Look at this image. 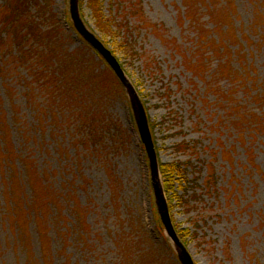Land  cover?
<instances>
[{"label": "rangeland", "instance_id": "rangeland-1", "mask_svg": "<svg viewBox=\"0 0 264 264\" xmlns=\"http://www.w3.org/2000/svg\"><path fill=\"white\" fill-rule=\"evenodd\" d=\"M98 3L80 24L120 63L158 163L181 164L166 197L192 264H264V0ZM70 8L0 0V264H180L128 90ZM41 32L27 57L11 42Z\"/></svg>", "mask_w": 264, "mask_h": 264}, {"label": "water", "instance_id": "water-1", "mask_svg": "<svg viewBox=\"0 0 264 264\" xmlns=\"http://www.w3.org/2000/svg\"><path fill=\"white\" fill-rule=\"evenodd\" d=\"M71 15H72V19H73L78 31L106 59V61L109 63L110 67L113 69V71L115 72L117 77L120 79V81L124 84V86L128 90V93L130 95V98L132 100V104L134 107V112H135V116L137 119V123H138L139 129H140V132L143 136V140L145 143L147 153L151 159V164L153 166L152 172H153L154 186L156 189V195H157L158 203H159L160 210H161V215H162L166 230H167L170 238L173 240V242L178 247V251L180 252L179 257H180V260L182 261V264H192V262H191L190 258L188 257L186 251L184 250V248L181 246L178 239L176 238V235H175V233L172 229V226L170 224V220H169V216H168V212H167V207H166V202H165V199L163 197L161 187H160L158 180H157V169H156L155 155L153 152V146H152V142L150 139V135H149V132H148V129L146 126V118H145V115L143 113L142 106H141L134 90L132 89L131 85L127 82V80H126L118 62L114 58V56L89 31H87L85 28H83L81 26L80 19L78 17L77 9H76V0H71Z\"/></svg>", "mask_w": 264, "mask_h": 264}, {"label": "trees", "instance_id": "trees-1", "mask_svg": "<svg viewBox=\"0 0 264 264\" xmlns=\"http://www.w3.org/2000/svg\"><path fill=\"white\" fill-rule=\"evenodd\" d=\"M86 1H92V2L96 1L98 3V0H86ZM120 4H121V2H120ZM17 6H18V4L14 3V7H13L14 15H16V12L20 11V8H18ZM98 6H99V10H97V12H98V16H97L98 28H97V30H98V32H100L101 36L103 37V35H105L108 32V30H109L110 21L107 20V18H105V16H102L103 12H102V10L100 8L101 4L98 3ZM118 6H119V4H118ZM123 9H124V7H122L120 10L122 11ZM22 12H26V9H25L24 6H22ZM125 14L128 15V12L126 11ZM29 24H34L36 26L35 22H30L28 24H25L24 27L26 25H29ZM124 24H125V22H124ZM14 27H15V25H14ZM120 29H123V27L120 26ZM26 32L28 33L29 31H26ZM42 33H44V32H41L40 37L35 35V34L33 35V37H31V35L28 34L27 38H25V34L22 35V34L14 33L11 36V39H12L11 42L21 50V56L27 57V56L30 55L31 51L28 50V49H25V47H24L25 46V43H24L25 40L33 41L34 43H36L38 45H42V41L44 40V37H45ZM212 38L213 37H210L209 39H207V41L213 43L212 45L213 46H217V48H218L219 47L218 44H220V42H217L215 39H212ZM261 42L264 43V38H263V41H261ZM104 43H106V42L104 41ZM262 43H260V44L262 45ZM225 47L227 48V50L229 52H231V50L229 49V47L226 44H225ZM237 49H240V48L237 47ZM72 63L73 62H69L68 65L71 66ZM235 73L241 75V78L243 79V78L247 77V74L249 73V70L246 68V71L244 72V74H241L240 72H238V73L235 72ZM240 119L241 118L238 117V120H240ZM257 127H258L257 129L259 131H261V129H263V127L260 124H258ZM179 145L180 144H178V146ZM0 159H2V160L4 159L5 160V158L3 156H1ZM159 166H160V173L162 175V185H163L164 192H166L168 194V196L171 195V194L174 195V192L172 191V188H173V186L175 184H177V179L179 177L182 178V176L180 175V171H182V169L179 168L181 166V164L172 162V163H163V164H160ZM185 201L186 200L184 199V202ZM8 203H9V201L7 202V204ZM23 208L25 210H27L28 209V204H26L24 202V207ZM11 209H12L11 213L12 214L15 213V205H13ZM180 233H181V231H180Z\"/></svg>", "mask_w": 264, "mask_h": 264}]
</instances>
